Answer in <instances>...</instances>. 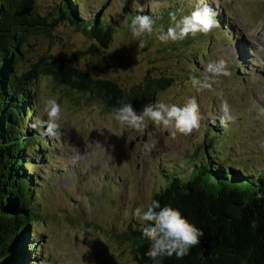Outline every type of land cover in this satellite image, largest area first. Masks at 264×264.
<instances>
[{
	"label": "rangeland",
	"instance_id": "rangeland-1",
	"mask_svg": "<svg viewBox=\"0 0 264 264\" xmlns=\"http://www.w3.org/2000/svg\"><path fill=\"white\" fill-rule=\"evenodd\" d=\"M30 1L40 14L50 12L58 3ZM204 2L226 28L213 34L210 41L198 33L194 38L190 35L188 42L165 44L154 31L142 37L146 44L140 48L130 32L133 11L143 8L149 15H159L173 8L170 12H177L179 19L193 11L199 0H80L81 10L87 7L85 17L102 13L122 25L114 31L108 48L69 26L30 37L24 59L17 64L19 72L28 70L43 54L72 57L77 53L74 62L81 68L126 88L148 75L171 78L169 86L147 103L182 107L195 97L203 119L199 131L188 136H173L152 122L139 133L121 127L113 119V111L91 95L68 93L51 77L39 76L33 87V116L46 120L44 102L55 98L62 108V123L58 138L38 137L41 144L32 152L43 156L28 166V172L36 171L44 186L40 217L30 232L39 236L31 246L39 258L30 259L29 264H135L124 232L141 223L133 217L134 209H146L153 193L166 186L162 170L188 177L191 168L204 158H223L222 164L232 156V164L264 171V149L258 146L264 139V0ZM171 23L167 17L155 27L163 25L166 30ZM194 54L201 57L200 64L194 65ZM218 59L226 60L231 77L221 78L222 83L214 84L212 90L198 92L189 77L202 80L207 64ZM224 99L232 116L227 127L220 124ZM210 127L226 134L217 135L206 146ZM152 142L155 147L146 150L144 145Z\"/></svg>",
	"mask_w": 264,
	"mask_h": 264
},
{
	"label": "trees",
	"instance_id": "trees-1",
	"mask_svg": "<svg viewBox=\"0 0 264 264\" xmlns=\"http://www.w3.org/2000/svg\"><path fill=\"white\" fill-rule=\"evenodd\" d=\"M80 4V0H58L53 10L40 14L30 0H0V264H29L30 259L39 258L31 247L39 236L30 232L40 217L44 186L36 171L28 172V166L43 156L32 152L41 144L37 141L40 136L31 128L35 120V80L39 76L51 77L68 93L89 94L111 111L121 102L131 103L137 111L153 102L172 81L148 75L141 83L126 88L81 68L74 62L77 53L72 57L43 54L28 70L19 72L17 64L24 59L30 37L49 34L58 26L80 29L102 47H109L114 31L122 25L102 13L85 17L83 10L87 7L81 10ZM172 9L150 16L158 23L169 18ZM138 14L149 15L133 11L130 20ZM216 19L219 27L200 33L208 41L213 34L226 30L223 20ZM193 62L200 64L201 57L194 54ZM26 122L28 127L24 128ZM223 133L226 134L208 128L204 144L210 146L212 139ZM231 159L232 156L221 164L223 158H204L191 168L188 177L162 170L168 181L153 193L151 203L158 201L161 207L178 209L205 235L183 259L164 256L158 258L159 264H264V200L256 199L258 192L264 193V171H250L240 163L232 164ZM253 220L258 223L255 230L250 226ZM146 224L137 223L134 229L124 232L135 264H157L146 256L150 248V242L142 237Z\"/></svg>",
	"mask_w": 264,
	"mask_h": 264
},
{
	"label": "clouds",
	"instance_id": "clouds-1",
	"mask_svg": "<svg viewBox=\"0 0 264 264\" xmlns=\"http://www.w3.org/2000/svg\"><path fill=\"white\" fill-rule=\"evenodd\" d=\"M143 12V8L139 10ZM172 23L164 29L163 25L155 27L156 21L150 15L138 14L130 23V32L134 40L139 41L140 48L145 47V36H151L154 31L158 34L159 41L181 42L190 35L195 37L198 33L207 34L213 28L219 27L216 13L204 0H199L198 5L187 15L177 19L176 13L169 14ZM232 75L228 64L224 59L210 61L205 70L203 79L195 75L189 77L193 88L198 92L212 90L213 85L222 83L221 78H230ZM223 95V93H219ZM220 124L227 127V122L232 119L230 105L226 99L220 103ZM43 113L47 119L42 120L39 116L31 123V128L40 136L58 138L62 123V108L55 98H49L44 102ZM113 119L123 128L143 133L149 122L156 126L169 130L173 136L177 133L188 136L194 131H199L203 116L195 97H190L184 105L166 104L163 102L147 103L137 112L131 103L121 102L119 108L114 109ZM260 149H264V139L258 141ZM145 149L151 151L155 143H146ZM256 199L264 200V193L258 192ZM247 201H245V205ZM133 217L140 222H147L142 230V237L150 242V248L146 256L157 261L158 258L175 255L177 259H183L189 255L190 249L201 244L204 232L190 223L183 214L171 206L161 207L158 201H153L145 209L143 206L136 207ZM253 230L257 229L258 223L253 220L250 224Z\"/></svg>",
	"mask_w": 264,
	"mask_h": 264
}]
</instances>
